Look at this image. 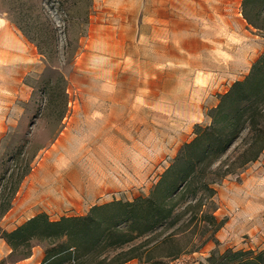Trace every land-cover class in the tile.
<instances>
[{"label": "rangeland", "instance_id": "374dc122", "mask_svg": "<svg viewBox=\"0 0 264 264\" xmlns=\"http://www.w3.org/2000/svg\"><path fill=\"white\" fill-rule=\"evenodd\" d=\"M182 2L186 4L0 0V16L39 55L27 70L25 95L10 108L11 122L0 139V203L52 149L70 118L89 110L81 108L88 98L137 101L139 186L120 196L134 201L151 195L184 145L196 138L197 129L212 124L221 97L264 56V33L244 18L243 0L233 11L221 12L206 10L201 0ZM246 137L244 133L213 170L234 162ZM151 151L153 174L145 182ZM211 188L212 197L202 189L185 194L176 201L172 218L110 258L133 248L140 256L125 264H225L232 259L230 252L264 256V152ZM4 218L2 231L24 224ZM0 245V264L24 260L1 235ZM47 249L35 244L32 252L42 250L46 257Z\"/></svg>", "mask_w": 264, "mask_h": 264}, {"label": "trees", "instance_id": "16d2710c", "mask_svg": "<svg viewBox=\"0 0 264 264\" xmlns=\"http://www.w3.org/2000/svg\"><path fill=\"white\" fill-rule=\"evenodd\" d=\"M255 7H252L254 6ZM264 0H243V15L248 24L264 33ZM247 133L243 151L226 168L213 166ZM264 152V56L252 67L244 81L236 82L221 97L214 110L212 124L198 128L196 138L184 145L173 164L147 198L133 202L113 201L94 206L88 214L51 220L40 214L11 232L2 231L13 253L29 258L35 244L48 246L42 264H125L140 255L137 248L110 254L152 233L173 217L185 194L196 195L198 189L215 193L211 185L235 174L257 161ZM28 169L8 199L0 203V220L11 210ZM181 189V190H180ZM253 251L229 253L225 264H264L263 253ZM245 257L236 261L237 257ZM210 259H215L212 255Z\"/></svg>", "mask_w": 264, "mask_h": 264}, {"label": "crops", "instance_id": "0c3cea01", "mask_svg": "<svg viewBox=\"0 0 264 264\" xmlns=\"http://www.w3.org/2000/svg\"><path fill=\"white\" fill-rule=\"evenodd\" d=\"M201 1L206 10L213 12L233 11L240 2ZM173 2L186 4L182 0ZM38 57L25 36L5 16H0V139L11 122L10 108L25 95L27 70L38 62ZM104 88L100 87L102 92ZM114 107L130 110H107ZM81 108L89 110L70 118L52 149L23 181L4 220L25 223L40 214L60 220L84 216L94 206L113 201L133 202L120 195L137 191L139 186L137 101L88 98L82 101ZM96 108L97 111L92 110ZM150 154L145 182L153 174L152 151ZM6 229L13 231L16 226ZM7 252H11L9 247ZM3 258L0 253V260ZM44 259L42 250H33L29 258L16 264H42Z\"/></svg>", "mask_w": 264, "mask_h": 264}]
</instances>
